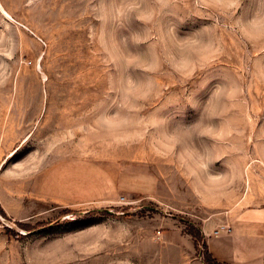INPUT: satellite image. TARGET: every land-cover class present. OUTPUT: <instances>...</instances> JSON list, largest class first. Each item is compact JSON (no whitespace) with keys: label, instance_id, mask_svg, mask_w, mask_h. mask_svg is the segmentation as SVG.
I'll return each mask as SVG.
<instances>
[{"label":"rangeland","instance_id":"obj_1","mask_svg":"<svg viewBox=\"0 0 264 264\" xmlns=\"http://www.w3.org/2000/svg\"><path fill=\"white\" fill-rule=\"evenodd\" d=\"M248 209L264 0H0V264H203Z\"/></svg>","mask_w":264,"mask_h":264},{"label":"crops","instance_id":"obj_2","mask_svg":"<svg viewBox=\"0 0 264 264\" xmlns=\"http://www.w3.org/2000/svg\"><path fill=\"white\" fill-rule=\"evenodd\" d=\"M201 224L211 255L222 263L257 264L264 251V211L248 209L237 212L227 225Z\"/></svg>","mask_w":264,"mask_h":264},{"label":"trees","instance_id":"obj_3","mask_svg":"<svg viewBox=\"0 0 264 264\" xmlns=\"http://www.w3.org/2000/svg\"><path fill=\"white\" fill-rule=\"evenodd\" d=\"M201 233L200 230H198V234H192V237L194 239V244L196 246V240H198V235ZM199 238H202L201 234L199 235ZM197 256L201 257L203 264H228V263H221L218 262L209 252L208 247H207V243H204V252L202 254H200L199 252H197Z\"/></svg>","mask_w":264,"mask_h":264}]
</instances>
